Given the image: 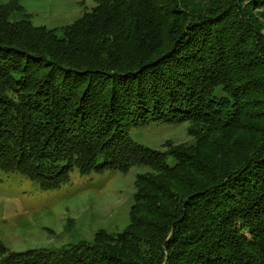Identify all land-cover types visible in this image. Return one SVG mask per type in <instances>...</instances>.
I'll use <instances>...</instances> for the list:
<instances>
[{
  "label": "trees",
  "instance_id": "16d2710c",
  "mask_svg": "<svg viewBox=\"0 0 264 264\" xmlns=\"http://www.w3.org/2000/svg\"><path fill=\"white\" fill-rule=\"evenodd\" d=\"M92 1L60 31L0 3V170L43 191L74 169L151 171L123 233L0 242V264H264V0ZM148 121L188 122L194 143L140 145Z\"/></svg>",
  "mask_w": 264,
  "mask_h": 264
},
{
  "label": "rangeland",
  "instance_id": "374dc122",
  "mask_svg": "<svg viewBox=\"0 0 264 264\" xmlns=\"http://www.w3.org/2000/svg\"><path fill=\"white\" fill-rule=\"evenodd\" d=\"M20 5L34 26L60 31L96 4L92 0H20ZM21 20L23 13L12 15V21ZM129 135L155 151H166L168 143H194L188 122L148 121L132 128ZM167 163L173 166L176 162L169 157ZM150 171L136 166L128 173L82 174L74 169L60 188L43 191L19 173L0 170V242L17 253L58 251L92 243L101 230L121 234L130 225L137 176Z\"/></svg>",
  "mask_w": 264,
  "mask_h": 264
}]
</instances>
